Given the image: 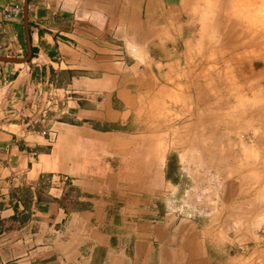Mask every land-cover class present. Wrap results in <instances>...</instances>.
<instances>
[{
  "label": "crops",
  "instance_id": "1",
  "mask_svg": "<svg viewBox=\"0 0 264 264\" xmlns=\"http://www.w3.org/2000/svg\"><path fill=\"white\" fill-rule=\"evenodd\" d=\"M26 3V22L3 20ZM193 39L182 0H0V264H196L203 232L156 221L149 197L155 157L180 158L139 156L157 128L144 101L183 77ZM125 174L136 201L115 200Z\"/></svg>",
  "mask_w": 264,
  "mask_h": 264
},
{
  "label": "rangeland",
  "instance_id": "2",
  "mask_svg": "<svg viewBox=\"0 0 264 264\" xmlns=\"http://www.w3.org/2000/svg\"><path fill=\"white\" fill-rule=\"evenodd\" d=\"M182 3L194 37L185 50L183 77L159 87L140 112L157 128L155 143L139 156H155L161 142L165 149L157 155L180 158L155 157L156 189L149 195L154 219H177L185 231L200 228L204 239L196 264H264V0ZM231 25L234 36L228 34ZM128 50L133 54L132 47ZM92 88L99 87L77 81L70 90ZM60 95L58 108L66 97ZM244 147L258 158L246 156ZM165 162L171 166L166 183L161 180ZM151 165L141 159L137 168L147 172ZM140 178L147 184V174ZM133 179L124 175L115 200L138 199L131 193L138 188Z\"/></svg>",
  "mask_w": 264,
  "mask_h": 264
},
{
  "label": "built area",
  "instance_id": "3",
  "mask_svg": "<svg viewBox=\"0 0 264 264\" xmlns=\"http://www.w3.org/2000/svg\"><path fill=\"white\" fill-rule=\"evenodd\" d=\"M22 13H23V6L21 4L2 7L3 20L6 23L21 21Z\"/></svg>",
  "mask_w": 264,
  "mask_h": 264
},
{
  "label": "bare ground",
  "instance_id": "4",
  "mask_svg": "<svg viewBox=\"0 0 264 264\" xmlns=\"http://www.w3.org/2000/svg\"><path fill=\"white\" fill-rule=\"evenodd\" d=\"M225 1V0H224ZM233 1V0H232ZM227 2V1H226ZM215 16V15H214ZM214 21V20H213ZM233 24V23H232ZM225 28V27H224ZM237 33V30H236V25H231L230 26V28H229V30H228V34H230L229 36H234L235 34ZM242 45H243V47L245 46L246 47V45H248V44H246V43H242ZM246 49V48H245ZM259 66V65H258ZM244 74H245V72H244ZM259 74H260V72H259ZM246 77V76H245ZM263 79V78H262ZM245 99V98H244ZM243 101V100H242ZM255 102H256V99L254 100ZM257 104V103H256ZM250 105V104H249ZM254 106V105H253ZM261 118V117H260ZM243 147V146H242ZM252 149V148H251ZM244 150L246 151V156H247V153L248 152H250L249 150H248V148H246V147H244ZM250 154H253L254 156H255V158H258V156H256V153H255V151H251L250 152Z\"/></svg>",
  "mask_w": 264,
  "mask_h": 264
},
{
  "label": "water",
  "instance_id": "5",
  "mask_svg": "<svg viewBox=\"0 0 264 264\" xmlns=\"http://www.w3.org/2000/svg\"><path fill=\"white\" fill-rule=\"evenodd\" d=\"M27 3L25 4L24 8H23V19L26 22L27 18ZM0 60H5V61H9V62H14V60L11 59H7V58H0Z\"/></svg>",
  "mask_w": 264,
  "mask_h": 264
}]
</instances>
